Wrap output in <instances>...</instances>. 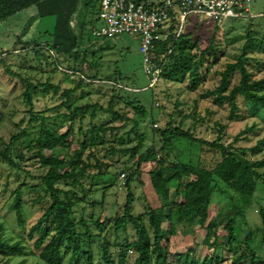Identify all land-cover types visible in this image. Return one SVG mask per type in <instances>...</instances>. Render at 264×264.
<instances>
[{"label":"rangeland","instance_id":"1","mask_svg":"<svg viewBox=\"0 0 264 264\" xmlns=\"http://www.w3.org/2000/svg\"><path fill=\"white\" fill-rule=\"evenodd\" d=\"M94 2V1H93ZM97 5L90 3L87 7H80L79 15L71 19L72 27L82 24V43L77 57L61 60L62 69L73 66L85 77L104 79V82L97 84H80L78 75H70L52 65L50 60H46V53L56 55L49 46L51 43V33L55 24L54 17H38L35 7L27 8L13 16L0 22V151H4L11 136L20 133L25 128L31 136L38 134L40 120L32 124L28 123L29 115L22 101L23 85L20 79H28L32 83H49L57 86V93H39L34 96V114L44 112V123L49 127L64 133L70 124V119L65 115L75 114L78 116L73 123L72 146L81 139L79 128L85 131L92 124H103L111 120V115L106 111L114 89L111 81L113 79L121 82L130 90L119 92V95L127 98V101L136 100L147 111L148 119L139 118L133 110L126 107L121 101H117L113 109L124 114L129 121L116 123L124 124L125 128L119 132L131 129L132 122L139 124L136 132L143 134V146L137 155H141L151 148L153 156L147 163L143 164L139 172L133 174L130 184L133 193V215L140 216L146 225L149 233L151 228L148 225V217L151 210H157L161 206L160 198L154 193L149 180V172L155 167L161 168L165 178L172 174L171 164H189L207 171L220 160V154L205 145L191 142L182 137L170 138V145L165 150H159L163 142L158 130H166L169 126L180 127L183 131H189L195 139L214 141L218 136V125H225L222 143L231 144L233 138L247 127L254 125V130L242 135L237 142V147L249 148L264 136V110L261 107H252L245 102L242 97H238L237 103L239 112L243 118L238 121H228V108L226 105L217 107L212 105L211 99L202 100L200 95L207 90L214 89L220 79V72L226 63L234 62L241 53L242 47L250 37L251 39H261L250 47L246 53L249 59V69L255 76H264V0H253L251 14L245 18H229L221 22L220 25L214 23L209 18L202 15L189 14L181 24L183 37L179 42L185 47H190V41L197 43V48H193L191 53H198L208 47L213 41L221 50L218 52V60L211 64L209 71L205 74L203 84L195 91L187 89L188 83H175L165 80L161 76L153 88L148 87V77L143 72L142 56L139 53V41L133 37L122 35L117 40L96 39L91 35V27L94 24V16ZM78 25V26H77ZM174 25L180 27L179 18L172 17L162 29L167 36L168 29ZM167 33V34H166ZM164 36V37H165ZM163 37V38H164ZM178 42V43H179ZM48 47V48H47ZM40 52V58L36 59L34 50ZM187 48L174 51L172 63L168 59L163 62L165 75L172 71L185 55L189 53ZM44 52V53H43ZM253 59L259 63L256 66ZM58 60V59H57ZM211 61V60H210ZM183 63V61H181ZM54 66V67H53ZM166 66V67H165ZM10 71L12 74H9ZM238 73L235 72L231 78V83L238 81ZM106 79V80H105ZM80 85L71 94L67 110L64 107H57L65 101L63 91L73 89ZM157 103V106L155 105ZM97 105L100 110L95 111L93 106ZM82 109V110H81ZM92 113L93 116H92ZM131 120V121H130ZM217 123V124H216ZM154 124L157 126L154 127ZM123 142L118 148H131L138 143V139L132 132L123 135ZM163 138V137H162ZM264 153V151H263ZM103 151L99 152V161L104 167L95 168L88 171L92 177L81 179L85 197L80 204L75 207L74 220L77 231L84 232V225L96 237L93 248L97 252L100 238L108 235L110 242L117 240L118 243H125L134 239V229L128 225L126 231L114 233L111 228V221L117 214L122 213L125 203L126 190L124 183L129 174L135 168V160L129 154H118L117 157L105 156ZM262 153L257 152L246 157L252 161L261 158ZM25 161L21 162V171L12 170L6 163L0 160V225L3 226V237L9 242L21 241L23 245L22 254H6L0 250V264H45L37 259L32 249V242L27 241L26 235L29 228L41 216L49 206L50 200L44 194L39 177L45 173L41 168L35 150L25 153ZM264 172V168L259 169ZM124 173L125 177L121 178ZM199 182L212 187L211 204L209 207V217L215 219L216 233L223 234V225L226 218H234V231L236 236H244L249 230L253 238L251 248L256 249L262 241V217L264 214V185L257 187L252 197H242L230 190L218 179L207 175L192 177ZM21 186L22 200L24 203L25 227L20 229L16 225L14 212L10 210L12 191ZM69 183H60L58 187L63 190H71L79 197L83 192L78 186L71 187ZM226 217V218H225ZM103 222L105 229L100 232L94 223L95 220ZM167 229V224L162 225ZM194 227V226H193ZM186 225L176 229L177 234L169 238V248L172 253L193 248L194 258L198 264L203 258H207V264H230L232 257L241 255L243 251L247 254L246 245L241 248L223 247L213 248L212 242H203L205 230L195 226L191 231ZM100 235V236H97ZM68 254H63L62 261L67 263ZM242 264H248V260Z\"/></svg>","mask_w":264,"mask_h":264},{"label":"trees","instance_id":"2","mask_svg":"<svg viewBox=\"0 0 264 264\" xmlns=\"http://www.w3.org/2000/svg\"><path fill=\"white\" fill-rule=\"evenodd\" d=\"M96 4V0H0V22L14 14L30 7H35L38 17H54L55 24L51 33V43H48L56 53V55L46 53V60H50L52 65L64 73L70 75H78L80 84H97L104 82V79H96L85 77L79 73L73 66L65 69L60 67L64 58L68 61L77 57L81 49L82 43V24L78 27H72L71 19L73 16L79 15L80 7H87L90 3ZM136 2L140 0H135ZM171 18H177V14H171ZM178 19V18H177ZM94 19H92L93 21ZM178 27L172 25L167 36L160 31L161 40L156 44L154 52L156 64L163 70L162 66L165 59L168 63H172L174 51L185 47L184 43L179 42L184 36L179 33ZM165 36V37H164ZM164 37V38H163ZM185 38V37H184ZM179 40V41H178ZM257 41L261 39H251L250 37L242 47L241 53L234 62L226 63L224 69L220 72L218 85L211 90L205 91L200 95L202 100L211 99L214 106L228 108V121H238L243 118V114L239 112L237 103L238 97H242L252 107H261L264 110V76L255 78L249 69V59L247 51ZM179 42V43H178ZM190 45L189 53L179 62L172 66V71L165 75L161 72L165 80L175 83H184L187 81L189 91H195L203 84L205 74L209 71L211 64L218 60V52L221 50L213 41L198 53H191L193 48H197L195 41L188 42ZM47 47V48H48ZM36 59L40 58V52L37 48L33 49ZM169 52V53H168ZM44 53V52H43ZM58 59V60H57ZM211 60V61H210ZM257 67L259 63L253 59ZM54 67V66H53ZM166 67V66H165ZM238 73V81L231 83L233 74ZM9 74H12L8 71ZM106 80V79H105ZM23 85L22 101L29 115L28 123L32 124L40 120V129L38 134L31 136L23 128L20 133L10 137L9 142L4 151H0V160L6 163L12 170L21 171V162L25 161V153L35 150V156L38 158L39 166L45 169V173L39 177V184L44 194L49 198L50 204L31 225L26 235V239L32 242V249L37 259L45 264H64L62 261L63 254H68L67 263L65 264H198L192 258L193 248H187L184 251L172 253L169 248V238L177 234L176 229L183 225L191 231L195 226L205 230L203 242L208 244L212 242L213 248L228 245L241 248L246 245L247 254L243 251L241 255L232 257L230 264H242L248 260V264H264V215L262 217L261 243L256 249L250 246L253 238L249 230L244 236H236L234 231V218H226L223 225V234L216 233L218 225L215 219L209 217V207L211 204L212 187L208 184L195 180L194 176L207 175L218 179L225 184L230 190L242 197H252L257 190L258 185H264V172L259 169L264 168V136L259 139L255 145L249 148L237 147L236 144L242 138V135L249 131H253L254 125L245 128L239 132L231 144L224 145L222 143L225 125H218V136L214 141H206L204 139H195L189 131H183L180 127H168L164 131H159V136L163 140L159 150H165L170 145V138L182 137L188 141L205 145L206 147L218 152L220 160L212 168L211 171L201 169L189 164H171L172 174L165 178L161 168L155 167L149 172V180L154 193L160 198L161 206L157 210H151L148 217V225L151 228L149 233L146 225L140 216L133 215L134 197L130 184L133 174L139 172L141 166L147 163L153 156L150 147L143 154L137 155L142 149L143 134L137 133L139 126L137 121H131L132 126L128 132H123L119 136V132L125 128L124 124H116L128 122L129 119L118 111H114L113 106L117 101H121L126 107L141 119H148L146 109L136 100L127 101L119 95V92H127L124 88L127 86L120 84L121 82L113 79L106 81L112 83L114 93L108 103L106 111L111 115V120L103 124H92L82 131L79 128L81 139L76 141L74 148L72 146L73 123L79 113L65 115L70 119V124L64 133L45 125L44 112L34 114V96L39 93L47 94L49 92L57 93L59 88L49 83H32L28 79H20ZM121 85L117 87V85ZM124 86V87H122ZM80 85L63 91L65 101H62L57 107H64L69 110V100ZM95 111L100 110L97 105L93 106ZM82 110V109H81ZM94 113H92L93 116ZM0 117V122H1ZM134 133L138 139V143L131 148H118L122 145L123 135ZM163 137V138H162ZM103 151L105 156L117 157L118 154H129L131 159L135 160V168L132 174L126 178L125 203L122 207V213L117 214L111 221V228L114 233L126 231L128 225L134 229V239L121 244L117 240L110 242L108 235L104 234L100 238V243L96 252L93 248L95 236L84 225V232L77 231L74 220L75 207L86 196L81 182L82 178L92 177L88 173L91 169H101L103 166L99 161L98 153ZM257 152H261V158L252 161L246 157ZM69 183L71 187L78 186L83 192V196L79 197L71 190H63L58 187L60 183ZM21 186L22 183L11 193L10 210L14 212L16 225L20 229L25 227L24 203L22 200ZM264 214V211L263 213ZM96 228L103 232L105 226L98 219L94 221ZM166 223L167 229H163L162 225ZM194 226V227H193ZM4 229L0 225V250L6 254H22L24 249L21 241L9 243L3 237ZM100 236V235H97ZM207 258H203L200 264H207Z\"/></svg>","mask_w":264,"mask_h":264},{"label":"built area","instance_id":"3","mask_svg":"<svg viewBox=\"0 0 264 264\" xmlns=\"http://www.w3.org/2000/svg\"><path fill=\"white\" fill-rule=\"evenodd\" d=\"M252 2L253 0H157L152 5L142 0H96L97 11L90 32L96 39L115 41L122 35L137 39L143 72L148 77V87L153 88L162 72L155 62L153 51L162 38L160 31L171 19L172 13H176L179 18L178 36L181 24L189 14L202 15L220 25L225 19L248 17ZM117 87L121 88V85L118 84ZM124 177L125 174L122 173L121 178Z\"/></svg>","mask_w":264,"mask_h":264},{"label":"crops","instance_id":"4","mask_svg":"<svg viewBox=\"0 0 264 264\" xmlns=\"http://www.w3.org/2000/svg\"><path fill=\"white\" fill-rule=\"evenodd\" d=\"M144 2H147L148 4H152V5H155V2H157V0H142Z\"/></svg>","mask_w":264,"mask_h":264}]
</instances>
